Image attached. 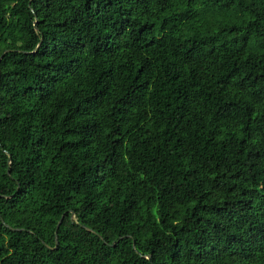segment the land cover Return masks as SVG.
Here are the masks:
<instances>
[{
	"label": "trees",
	"instance_id": "trees-1",
	"mask_svg": "<svg viewBox=\"0 0 264 264\" xmlns=\"http://www.w3.org/2000/svg\"><path fill=\"white\" fill-rule=\"evenodd\" d=\"M3 54L0 264H264V0H0Z\"/></svg>",
	"mask_w": 264,
	"mask_h": 264
},
{
	"label": "water",
	"instance_id": "water-1",
	"mask_svg": "<svg viewBox=\"0 0 264 264\" xmlns=\"http://www.w3.org/2000/svg\"><path fill=\"white\" fill-rule=\"evenodd\" d=\"M5 54V53H4ZM4 54L1 56L0 60L3 58ZM0 78H1V73H0ZM63 223V220H61L59 226H58V231H57V236L59 237V229L61 227V224ZM58 244H59V241H58Z\"/></svg>",
	"mask_w": 264,
	"mask_h": 264
}]
</instances>
